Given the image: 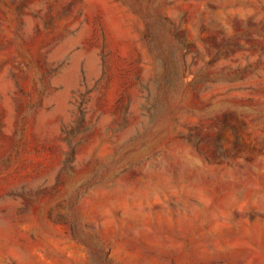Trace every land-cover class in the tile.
<instances>
[{"label": "rangeland", "instance_id": "1", "mask_svg": "<svg viewBox=\"0 0 264 264\" xmlns=\"http://www.w3.org/2000/svg\"><path fill=\"white\" fill-rule=\"evenodd\" d=\"M0 264H264V0H0Z\"/></svg>", "mask_w": 264, "mask_h": 264}]
</instances>
